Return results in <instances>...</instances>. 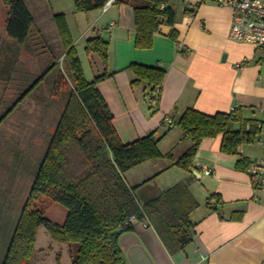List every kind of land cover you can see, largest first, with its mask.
Instances as JSON below:
<instances>
[{
  "label": "crops",
  "instance_id": "obj_1",
  "mask_svg": "<svg viewBox=\"0 0 264 264\" xmlns=\"http://www.w3.org/2000/svg\"><path fill=\"white\" fill-rule=\"evenodd\" d=\"M24 2L35 21L30 35L38 33L36 36L42 38L49 54L54 44L48 34H53L54 29L58 32L54 21L57 13L67 16L72 33L76 30L73 35L75 46L79 40L87 44V40L95 36L109 42L107 71L113 74L98 82V87L114 115L113 124L123 142H132L153 131L157 137L168 132L162 140V151H173L177 158L191 142L182 140L183 132L179 127L168 130L166 118L178 120L191 107L209 114L230 112L240 107L244 118L261 125L257 138L243 142L237 154L221 151V136L205 138L195 158V167L190 171L172 165L173 161L168 158H159L125 173L127 183L138 186L137 196L143 200L141 203L161 195L166 187L185 183L199 203L190 214L194 223L193 241L176 253L170 252L148 219L137 220L134 229L119 238L127 264H264V193L253 185L245 166L238 162L244 159L250 163L264 156V48L229 37L233 10L211 1L183 0L184 7L178 12L175 1L169 0L168 5L176 13L175 23L160 26L152 47L138 48L135 46L133 3L115 2L106 10L76 12L74 8L60 7L66 0ZM56 6L64 9L56 12ZM8 13L9 7L0 0V38L6 40L8 36L11 42H16L7 32ZM84 53L88 69L83 68L88 70L89 80L104 73L98 54L86 50ZM133 62L167 69L155 112L150 101L153 95H148L144 84L132 83L133 72L128 67ZM28 87H21L20 95L10 109L14 110V104H17L15 108L19 106L23 100L17 101ZM206 168L211 173L207 174ZM160 177L164 185L160 183L159 187L155 181ZM146 180L147 191H141ZM9 193L0 208L8 207L12 217L16 212L12 203L17 192ZM58 205L57 202L50 203L46 216L49 213L50 219L62 223L67 211ZM21 210L15 213L16 222ZM12 231L6 239L7 244L0 243V263ZM31 264H72L70 248L55 241L41 225Z\"/></svg>",
  "mask_w": 264,
  "mask_h": 264
},
{
  "label": "trees",
  "instance_id": "obj_2",
  "mask_svg": "<svg viewBox=\"0 0 264 264\" xmlns=\"http://www.w3.org/2000/svg\"><path fill=\"white\" fill-rule=\"evenodd\" d=\"M4 1L9 7L8 35L24 43L35 23L34 17L24 0ZM107 1L76 0L75 11L101 9ZM116 2L134 5L135 46L138 48L152 47L160 26L176 21V13L168 5L169 0ZM54 21L72 83L61 91L62 112L39 161L28 197L0 264H31L41 225L55 241L69 246L72 264H127L119 238L123 233L132 231L137 220L143 219H148L156 228L171 253L185 249L193 241L194 223L190 214L199 205L188 184H178L141 203L137 196L138 186H130L125 173L146 161L159 158H168L173 161L172 165L190 171L195 167V158L205 138L221 136V151L237 154L243 142L257 138L261 126L253 119L244 118L240 107L214 114L191 107L178 120H172L167 125L168 130L179 127L183 132L182 140L191 142L177 158L173 151L164 153L161 150V137H157L156 131L132 142H123L113 124L114 115L98 87V82L113 74L107 71L109 42L100 36L87 40L85 50L98 54L105 69L104 73L89 80L66 15L57 13ZM56 66L57 61L50 62L17 102L24 100L42 82L50 81L49 76ZM128 69L133 72L132 83L144 84L148 95H153L150 101L155 112L167 69L137 62L131 63ZM238 162L245 168L249 164L244 159ZM52 202L66 209L64 222L59 223L46 216ZM10 212L8 207L0 208V237Z\"/></svg>",
  "mask_w": 264,
  "mask_h": 264
},
{
  "label": "rangeland",
  "instance_id": "obj_3",
  "mask_svg": "<svg viewBox=\"0 0 264 264\" xmlns=\"http://www.w3.org/2000/svg\"><path fill=\"white\" fill-rule=\"evenodd\" d=\"M174 1L176 10L180 12L184 7L183 0ZM75 2L76 0H66V3L60 7L66 10L75 9ZM64 8L56 6L54 11L57 12L58 9ZM49 23L51 24V20ZM74 33L76 34V30ZM74 33L71 31L72 36ZM37 34L32 32L31 37L23 44L17 41L11 42L8 36L6 40L0 38L2 46L0 47V119L7 114L2 124L0 123V203L4 202V197L8 196V192L12 194L17 192L12 203L16 210L15 213L20 212L28 197L39 161L55 131L63 109L61 91L69 88L72 83L59 33L54 29L53 34L51 32L48 34L52 37L54 44L50 54L44 49V42L42 38L36 36ZM85 45V41L79 40L76 48L83 67L88 69L84 53ZM53 60L57 61V66L49 76L51 80L39 84L34 93L27 96L17 108L15 106L14 110H11L10 106L20 95L21 87L24 85V89H27ZM84 71L88 72V70ZM87 72L85 75L89 79L90 74ZM23 78L25 81H22ZM167 134L161 137V150L164 147L162 140ZM162 180L163 178L160 177L155 183L158 182L160 187V183L164 185ZM143 184L145 187L143 185L144 188L141 191H147V180ZM166 189L168 187L162 192ZM15 213L12 217L9 216L3 224L0 238L2 245L7 244L6 239L16 223ZM47 216L51 217L49 213Z\"/></svg>",
  "mask_w": 264,
  "mask_h": 264
},
{
  "label": "built area",
  "instance_id": "obj_4",
  "mask_svg": "<svg viewBox=\"0 0 264 264\" xmlns=\"http://www.w3.org/2000/svg\"><path fill=\"white\" fill-rule=\"evenodd\" d=\"M201 1H211L223 6V8H231L234 14L229 37L237 41L248 42L257 47L264 48V0ZM115 2L116 0H108L103 9L106 10ZM147 98L150 99L151 97L147 96ZM166 121L168 124L172 123V119L169 117L166 118ZM259 126L261 125L259 124ZM246 171L250 174L253 185L260 188L264 193V156L251 161L246 166ZM206 173H211V170L206 168Z\"/></svg>",
  "mask_w": 264,
  "mask_h": 264
}]
</instances>
